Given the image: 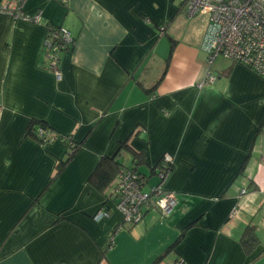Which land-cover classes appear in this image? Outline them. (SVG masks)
<instances>
[{"label": "crops", "instance_id": "1", "mask_svg": "<svg viewBox=\"0 0 264 264\" xmlns=\"http://www.w3.org/2000/svg\"><path fill=\"white\" fill-rule=\"evenodd\" d=\"M24 11L40 22L0 12V264H154L164 254L156 264H264V75L218 58L217 79L200 87L208 18H190L180 0H27ZM50 25L76 39L60 80L46 68ZM32 121L56 140L27 135ZM65 136L85 143L54 178ZM125 142L143 155L138 169ZM165 153L178 200L169 216L149 209L125 223L116 198L89 182L102 156L119 154L156 185ZM250 226L258 242L247 250Z\"/></svg>", "mask_w": 264, "mask_h": 264}, {"label": "built area", "instance_id": "2", "mask_svg": "<svg viewBox=\"0 0 264 264\" xmlns=\"http://www.w3.org/2000/svg\"><path fill=\"white\" fill-rule=\"evenodd\" d=\"M26 1L2 0L0 12L7 13L14 19L40 22V13L29 15L24 11ZM180 4L190 18H208L202 41L208 68L204 80L199 83L200 87L217 79L211 68L218 58L242 63L264 75V0H180ZM72 42V33L67 28L53 30V26H50L44 41L46 68L53 71L59 80L62 78L61 54ZM40 134L47 139L52 138V133L43 129ZM260 159L264 165V152ZM173 162L174 156L166 153L157 170L160 181L149 190L146 188V176L132 168H121L112 190L117 209L123 214L125 223L140 222L144 211L149 208L158 209L164 216H169L175 210L178 204L176 193L165 189V179ZM246 193L247 189L241 190L242 196ZM238 209V206L233 209L232 217L236 216ZM108 215L102 209L95 219L100 220ZM182 262L183 259L180 258L176 264Z\"/></svg>", "mask_w": 264, "mask_h": 264}, {"label": "trees", "instance_id": "3", "mask_svg": "<svg viewBox=\"0 0 264 264\" xmlns=\"http://www.w3.org/2000/svg\"><path fill=\"white\" fill-rule=\"evenodd\" d=\"M50 26H53V30H57V28L63 27V26H56V25L55 26L54 25H50ZM47 36H48V34H47ZM75 41H76V39L73 36L72 44L66 50L64 49V51L73 49V47L75 45ZM61 57H62V54H61ZM166 70H167V67L165 69V72H166ZM41 129L45 130L46 132L52 133V138L47 139L46 136H42L40 134V130ZM26 132H27V135H31L37 141H39L40 143H43V144L51 143V142L55 141L56 138L58 137L57 132L54 131V129L45 121H40V122L32 121L29 124ZM65 139H66V143H67V145L69 147V151H68L66 159L60 160L58 162L56 170H55L54 178L56 176H58L75 159L77 153L80 151V149L83 147V145L85 143V140H83V141H81L79 143L75 142L71 136H67V137L65 136ZM122 147H127L128 149H130L131 153L134 156V158H133L134 161L133 162L135 163V166H136L137 169H138V167H140L141 165L144 164L143 155L141 153H139V151L133 150L132 147L128 144V142L123 143ZM118 155L119 154H117L115 156H107V155L102 156L100 158L97 166L95 167L94 171H92V173H91V175L89 177V182L93 186H95L96 189H98L100 192L104 193V195L106 197H109L110 195H113L112 188H113L114 182L116 181L117 176L119 175L121 168L124 166L120 162V160L118 159ZM164 155L160 159V162L158 163V166L153 170V172L156 173V175H157V170L162 165V161H163ZM173 165H174V162L170 166V169L168 170V175H167L166 179L168 178L170 172L172 171ZM158 179H159V177H158ZM166 179H165V182H166ZM159 181H160V179H159ZM153 186L150 185V183L148 181L147 185H146V188L149 190ZM165 189H166V187H165ZM104 209H105V211H107L106 208H104ZM149 209H155V208H149ZM149 209H146L144 211V215L146 214L147 210H149ZM156 210H158V209H156ZM144 215H143V218H144ZM201 217L202 216H199V217L193 219L190 223L187 224V226L182 228V232H181L180 237L167 250L166 254L169 253V251L175 250L177 248V246L185 238V235H186L187 231H189L191 228H193L195 226H198L200 224ZM62 219H65V217L60 216L59 220H62ZM133 224H135V223H133ZM242 242H243V244H244V246H245V248L247 250H249L250 248L254 247L257 244V242H258V234H257V231H256L255 227H251L250 226V227L247 228V230L244 233ZM263 253H264V250H263L262 254ZM164 255L161 256L154 264L159 262V260H161L164 257Z\"/></svg>", "mask_w": 264, "mask_h": 264}, {"label": "rangeland", "instance_id": "4", "mask_svg": "<svg viewBox=\"0 0 264 264\" xmlns=\"http://www.w3.org/2000/svg\"><path fill=\"white\" fill-rule=\"evenodd\" d=\"M237 185H238L237 183L236 184H233L234 187H237ZM244 185H245V183H244ZM234 190H237V189H234ZM262 218H264V211L262 212V216L260 217V219H262Z\"/></svg>", "mask_w": 264, "mask_h": 264}]
</instances>
